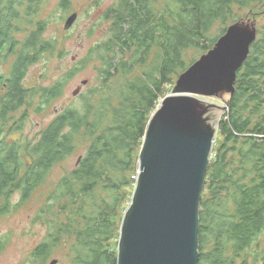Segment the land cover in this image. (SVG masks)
I'll return each instance as SVG.
<instances>
[{"label": "trees", "instance_id": "obj_1", "mask_svg": "<svg viewBox=\"0 0 264 264\" xmlns=\"http://www.w3.org/2000/svg\"><path fill=\"white\" fill-rule=\"evenodd\" d=\"M159 2L163 6L157 8ZM62 3L67 8L69 0ZM255 4L264 9V0H120L106 11L114 34L100 44L109 54L101 57L105 87L98 104L88 102L84 111L73 106L62 109L33 138L10 140L26 125L32 96L39 94L41 110L64 93L65 81L60 77L50 85H26L31 66L44 52L54 51L56 41L44 38V21L24 40L16 35L23 29L21 22L33 21L41 0H0V216L10 212L16 193L19 203L29 200L55 166L86 146L77 165L61 177L40 208L44 214L58 203L60 210L68 212L69 221L50 233L35 255L49 256L52 247L69 239L74 240L70 246L73 264H117L118 247H113L121 227L117 214L128 209L122 207L127 196L132 199L137 182L129 174L134 153L143 145L164 86L196 61L186 60L188 50L196 49L201 55L212 49L226 30L214 35L215 23L233 20L237 5ZM258 31L239 70L228 114L219 122L201 202L199 264H237L239 259V264H248L247 251L264 228V137L259 141L242 136L252 129L255 115L264 116V26ZM154 50H158L156 64L151 66L147 60ZM127 51L139 57L130 63L118 61ZM138 63L149 67L144 77L115 81ZM75 72L72 69L69 75ZM22 107L26 111L16 119ZM230 152L239 160L233 161ZM206 192L210 196L205 199ZM229 200L235 207L227 213L224 207L228 209Z\"/></svg>", "mask_w": 264, "mask_h": 264}, {"label": "water", "instance_id": "obj_2", "mask_svg": "<svg viewBox=\"0 0 264 264\" xmlns=\"http://www.w3.org/2000/svg\"><path fill=\"white\" fill-rule=\"evenodd\" d=\"M77 17L70 16L67 26ZM258 35L256 18L230 24L152 113L120 227L117 264H199L201 202L219 122Z\"/></svg>", "mask_w": 264, "mask_h": 264}, {"label": "rangeland", "instance_id": "obj_3", "mask_svg": "<svg viewBox=\"0 0 264 264\" xmlns=\"http://www.w3.org/2000/svg\"><path fill=\"white\" fill-rule=\"evenodd\" d=\"M120 0H69L67 8L63 6L62 0H41V5L36 8L33 14V21L26 18L21 22V31L16 35L20 40L28 37L29 33L36 29L39 22L44 21L47 29L43 33L45 39L56 41V49L52 52H44L40 61L32 65L26 78L27 86H44L50 85L63 77L65 86L63 94L57 99L43 105L44 108L38 110L37 104L39 101V94L32 96V105L28 107L27 122L23 130L16 132L10 136V140H18L27 137L33 138L42 129L54 119L56 114L65 108L73 106L79 111L88 109V102L98 104L103 95V88L105 87V79L103 77L105 72V64L101 60L102 56L109 54V51L104 50L100 44L105 43L111 34H114L111 23L112 19L106 17L107 9L115 4H119ZM163 2L157 4L162 7ZM25 11L24 8L21 9ZM78 14L77 19L69 26L67 21L73 14ZM257 19L259 30L264 26V9H259L258 5L250 6L248 8H241L237 5L234 10V18L231 21L215 23L212 32L214 35H220L221 32L230 24L237 21L236 19ZM94 49L95 52H91ZM59 51H62L59 52ZM154 50L148 57L147 63L151 66L156 64V53ZM209 51V50H208ZM87 58L86 62L80 61ZM132 51H127L124 56L119 55L118 61L127 60L129 63L138 58ZM200 54L196 49L187 51L186 60L190 58L198 59ZM4 69L9 71V65H5ZM72 69H76L74 75H69ZM149 69L137 64L134 70L125 74H119V78L115 81L122 82L127 79H135V77H144V73ZM179 75L174 74L173 83L166 84L161 94L160 99L157 100L155 108L160 104V100L165 95L172 93L175 88L176 81ZM85 79H88L87 84H83ZM81 86V88H79ZM79 89L78 93H75ZM218 104L226 106V102L222 99H213ZM26 111V107H22L16 113V119ZM224 114H228V108L224 110ZM262 114L255 115L252 129L248 133L242 134L243 137L254 138L262 141L264 135L261 133L264 130V121L261 120ZM260 116V118H258ZM264 117V116H263ZM261 128V129H260ZM241 136V137H242ZM221 143V141H219ZM217 144V141H216ZM215 144V146H216ZM246 148V146H244ZM86 146H82L80 151L73 154V156L55 166L50 172L46 183H43L37 188L36 192L29 200L19 203L20 194L16 193L12 198V206L10 212L6 215L0 216V264H51L52 260L57 259V264H73L72 248L70 247L74 240L64 239L60 244L57 243L51 248L49 256L35 255V249L40 243L48 240L50 233H56L58 226L64 222L69 221L68 212L60 210L58 203H54L49 211L42 214L40 208L47 202L49 195L55 189L58 181L68 171H71L78 163L79 158L84 153ZM215 150V149H214ZM139 151H135V161L133 169L129 174L134 178L139 172ZM236 155L237 157H232ZM231 159L238 161L239 156L236 153L230 152ZM247 181H250L248 177ZM125 189V188H123ZM126 192L131 194V190L127 187ZM210 195L205 194V199ZM131 203V197L128 195L122 207H128ZM234 203L228 201V209L224 207L227 213L234 209ZM125 211L119 210L116 218L118 224H122ZM54 229V231H52ZM120 233L117 234L113 247H118ZM254 245L248 249L249 254L248 264H264V228L261 230L259 236L255 240ZM210 245L206 246V250ZM230 253V252H228ZM118 254V253H117ZM241 260L239 259L237 264Z\"/></svg>", "mask_w": 264, "mask_h": 264}, {"label": "clouds", "instance_id": "obj_4", "mask_svg": "<svg viewBox=\"0 0 264 264\" xmlns=\"http://www.w3.org/2000/svg\"><path fill=\"white\" fill-rule=\"evenodd\" d=\"M258 30H259V28H258ZM221 36H222V35H221ZM258 36H259V35H258ZM217 40H218V39H217ZM199 58H200V57H199ZM165 96H166V95H165ZM165 96H164V97H165ZM162 98H163V97H162ZM161 100H162V99H161ZM161 100H160V101H161ZM161 102H162V101H161ZM161 102H160V104H161ZM160 104H159L157 107H159ZM157 107L154 109V111L157 109ZM154 111H153V112H154ZM153 112H152V113H153ZM152 113H151V114H152ZM151 116H152V115H151ZM223 116H224V115H223ZM223 116H222V117H223ZM149 121H150V120H149ZM149 121H148V122H149ZM147 125H148V124H147ZM146 128H147V127H146ZM146 131H147V130H146ZM144 137H145V136H144ZM216 141H217V140H216ZM143 143H144V142H143ZM215 144H216V143H215ZM142 146H143V145H142ZM214 156H215V151L213 152V156H212V158H213ZM136 178H137V176H136Z\"/></svg>", "mask_w": 264, "mask_h": 264}, {"label": "bare ground", "instance_id": "obj_5", "mask_svg": "<svg viewBox=\"0 0 264 264\" xmlns=\"http://www.w3.org/2000/svg\"><path fill=\"white\" fill-rule=\"evenodd\" d=\"M255 42V41H254ZM253 44V43H252Z\"/></svg>", "mask_w": 264, "mask_h": 264}]
</instances>
